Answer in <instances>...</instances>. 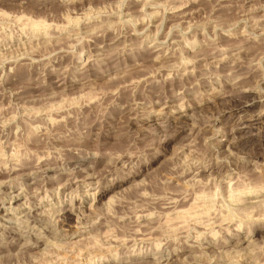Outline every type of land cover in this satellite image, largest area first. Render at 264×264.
Masks as SVG:
<instances>
[{
	"label": "rangeland",
	"instance_id": "1",
	"mask_svg": "<svg viewBox=\"0 0 264 264\" xmlns=\"http://www.w3.org/2000/svg\"><path fill=\"white\" fill-rule=\"evenodd\" d=\"M263 186L264 0H0V264H264Z\"/></svg>",
	"mask_w": 264,
	"mask_h": 264
},
{
	"label": "bare ground",
	"instance_id": "2",
	"mask_svg": "<svg viewBox=\"0 0 264 264\" xmlns=\"http://www.w3.org/2000/svg\"><path fill=\"white\" fill-rule=\"evenodd\" d=\"M215 76H216V75H215ZM252 101H253V100H252ZM245 103H246V101H245ZM243 104H244V103H243ZM240 105H241V104H240ZM240 107H243V106H240ZM237 108H238V107H237ZM245 109H246V108H245ZM231 180H232V179H231ZM230 182H231V181H230ZM258 184H259V183H258ZM188 185H189V184H188ZM227 185H228V184H227ZM200 186H201V185H200ZM257 186H258V185H257ZM262 188H264V186H263ZM262 188H261V189H262ZM254 189H255V191H257V189H256V188H254ZM261 189H260V190H258V192H255V191H254V193H255V194H256V193L258 194V193H259V191H261V192H262V190H264V189H262V190H261ZM247 191H248V190H246V192H247ZM250 191H251V189H250ZM250 191H249V193H250ZM251 192H252V191H251ZM252 193H253V192H252ZM241 194H242V193H241ZM197 209H198V208H197ZM198 210H199V209H198ZM209 211H210V210H209ZM179 212H180V211H179ZM198 213H199V212H198ZM43 237H44V236H43ZM58 248H59V247H58ZM97 256H98V255H97Z\"/></svg>",
	"mask_w": 264,
	"mask_h": 264
}]
</instances>
